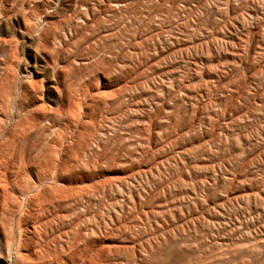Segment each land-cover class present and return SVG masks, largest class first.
I'll list each match as a JSON object with an SVG mask.
<instances>
[{"label": "rangeland", "instance_id": "1", "mask_svg": "<svg viewBox=\"0 0 264 264\" xmlns=\"http://www.w3.org/2000/svg\"><path fill=\"white\" fill-rule=\"evenodd\" d=\"M25 252L264 264V0H0V264Z\"/></svg>", "mask_w": 264, "mask_h": 264}, {"label": "bare ground", "instance_id": "2", "mask_svg": "<svg viewBox=\"0 0 264 264\" xmlns=\"http://www.w3.org/2000/svg\"><path fill=\"white\" fill-rule=\"evenodd\" d=\"M26 205V204H25ZM26 206L24 207V210H25ZM28 209V207H27ZM26 214V212L23 213L22 216H24ZM19 226H20V231L21 233L25 232L24 231V226H23V219H20V223H19ZM22 235V234H21ZM22 243H23V237L21 236L20 238V244H21V248H22ZM21 252V251H20ZM26 253V252H25ZM26 257H24L23 255L21 256V259H25L26 261H28V264H31L33 262L32 258L28 255V252L25 254Z\"/></svg>", "mask_w": 264, "mask_h": 264}]
</instances>
